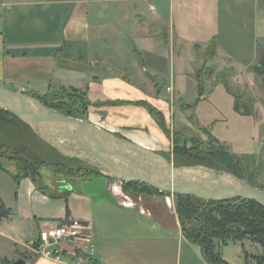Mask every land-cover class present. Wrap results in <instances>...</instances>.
Returning a JSON list of instances; mask_svg holds the SVG:
<instances>
[{
    "label": "crops",
    "instance_id": "obj_1",
    "mask_svg": "<svg viewBox=\"0 0 264 264\" xmlns=\"http://www.w3.org/2000/svg\"><path fill=\"white\" fill-rule=\"evenodd\" d=\"M223 1L0 0V85L39 96L77 90L89 102L83 120L151 149L165 134L149 107L161 112L173 131L174 98H182L177 80L187 82L188 57L197 47L207 48L215 40L218 59L222 54L238 68L258 62L259 47H264L254 37L257 25L238 28L221 16L222 8L229 14H254L261 8L264 19V0ZM175 40L186 52L185 66L177 73ZM201 99L197 106L205 103L204 96ZM101 178L99 190L84 187L89 183L58 181L52 194L50 186L44 192L31 177L10 191L0 188V198L12 212L0 220V259L74 264L70 257L58 262L34 249L43 231L76 220L88 227L93 244L86 247L95 259L99 249L100 264H123L120 259L115 263L114 253L122 256L129 242L137 244L134 264H210L201 247L185 238L178 216L168 207L164 210L171 222L163 224L167 215L124 200L118 181L111 191L109 178ZM99 239L107 243L101 250ZM248 241L214 245L227 264H255L251 258L247 261L245 252L259 253L261 248L252 242L247 248ZM68 244L61 243V251L70 253ZM231 244L237 247V258L227 252Z\"/></svg>",
    "mask_w": 264,
    "mask_h": 264
},
{
    "label": "trees",
    "instance_id": "obj_2",
    "mask_svg": "<svg viewBox=\"0 0 264 264\" xmlns=\"http://www.w3.org/2000/svg\"><path fill=\"white\" fill-rule=\"evenodd\" d=\"M207 49L210 51L209 57L213 59L216 55V41L214 40ZM250 69L261 78L264 86V48L261 46L259 47V60L252 64ZM197 81L200 94L197 102H200L201 96L204 94V86L200 82V78ZM218 84L224 86L226 91L235 98L234 111L236 113L243 116L253 115L251 108L246 103H242L241 97L232 90L227 79ZM31 96L39 99L47 107L77 119H84L89 107L86 97L77 90H63L47 96L36 94H31ZM66 97L74 102H80L84 107V113L80 114L74 106L63 103ZM149 111L165 136L173 142V164L175 167L203 166L212 170L227 171L245 179L246 170L243 159L239 155L229 152L226 146L220 145L219 140L212 135L210 128H200L208 137L206 145L205 141L195 139L196 146L188 149L186 146L188 138L185 133L180 130L171 131L161 112L151 107H149ZM3 149L12 153L11 160L16 163L17 169L14 173L2 170L10 174L17 183L24 178L31 177L42 188L49 187L37 180L40 177V168L46 166L50 167L52 173L56 175L70 177L77 179V181L90 182L103 177L95 167L85 165L81 160L63 156L56 148L41 139L29 125L6 110L0 112V150ZM159 154L169 159L168 156ZM119 183L127 193H138L144 188L155 190L148 185L137 182ZM249 183L252 184V182ZM45 188L43 191L47 192ZM175 196L177 197L176 211L185 238L201 247L210 264H227L222 254L216 251L215 241L228 244L229 242H244L245 240H249L261 248L259 253L248 254L245 252L247 261L251 258L255 264H264L263 206L255 201H241L240 199L227 202H208L195 197ZM11 214L12 212L6 208L0 198V220L8 218ZM38 246L37 244L36 247ZM87 258L88 264H100L94 257ZM0 264L11 263L0 259Z\"/></svg>",
    "mask_w": 264,
    "mask_h": 264
},
{
    "label": "rangeland",
    "instance_id": "obj_3",
    "mask_svg": "<svg viewBox=\"0 0 264 264\" xmlns=\"http://www.w3.org/2000/svg\"><path fill=\"white\" fill-rule=\"evenodd\" d=\"M229 1H232L230 2L231 4L234 3V0ZM223 3L225 4L226 0H224ZM222 10L221 17H223V21L225 20L227 23L237 26L238 28H251V26L254 27V25H257V29L254 31V37H257V40H259L260 44L264 47V19L261 17V8L254 14H251V12L242 13L237 10L235 13L229 14V11L226 12L224 8H222ZM247 30V34L252 36L249 33L251 29ZM243 35L237 34L236 36L237 38H241ZM174 50L176 60L174 68L177 73L185 66L184 61L186 59V52L179 47L176 40ZM194 52L195 54L191 55V57L189 56L187 61V67L190 69V74H187V82H182L183 78L179 79L180 77L177 80V88L182 92L183 99L179 97L174 98L177 109L174 111V121L170 126L173 130H180L185 133L188 138V142L186 143L188 149H192L196 146L194 143L195 139L205 141L206 145V143H208V137L200 128H210L212 135L219 140L220 145L226 146L229 152L237 154L243 159L246 170L245 180L247 182H252L253 186L264 190V86L261 78L258 77L250 67L238 68V66L232 65L222 57V54H220V59L217 58V55L211 59L209 57L210 51L207 48L198 47ZM178 54L181 55L178 57ZM190 61L195 62H191L190 64ZM202 62L203 64H201ZM198 78H200V82L204 86L203 96L205 101V103L199 106H197L198 102L195 99L199 98L200 94L195 84H192L191 81L195 80L198 85ZM224 79L229 81L232 90L241 97L242 103H246L251 108L253 111L252 116H243L234 111L235 98L226 91L224 86L218 84ZM63 103L74 106L80 114L84 113V107L80 102H74L66 97ZM116 135L121 134L116 133ZM173 146L172 140L164 135L161 136V141L158 140L157 143L151 146V149L157 153L168 156L170 161L173 162ZM11 156L13 155L10 151L4 149L0 150V171L7 170L12 173L16 171L17 166L16 163L11 160ZM39 176L37 180L43 185L50 186L49 188L51 190L48 189V191L52 194H54L52 187H57L58 181H77V179L56 175L52 173L51 168L47 166L40 168ZM24 179L17 183L10 174L3 171L0 173V188L5 192L10 191L15 185H20ZM108 181L112 191L113 180L109 179ZM87 183H89V185H86ZM103 183L104 180H102V178H97L90 182L78 181L79 185L85 184L86 186L84 187L90 190L101 189ZM161 193L157 190L148 188H144L138 193H127L123 190V197L125 198L124 200L130 199L134 203L145 204V207L152 211H157L161 216L167 215L168 218H162L163 224L166 222L170 223L171 218H169V212L165 211L164 207H168V211H172L175 217L178 216L176 211L177 197L171 193ZM67 243H69L67 248L70 253L61 251L59 248L61 243L58 245V248H56V251L60 249L58 252L61 256L65 254V257H70V260L74 261V264H88L89 261L87 257H90L88 248L91 247L87 248L86 246H90L91 243L86 244L81 241ZM249 243L251 242L248 241L246 243L247 248H250ZM106 246L107 243L103 242L102 239L97 241V248H100V250ZM135 246H137V244L129 242L126 243L123 250L121 249L122 256L119 257L116 254L117 252L114 253L115 263L120 259L123 264H134L138 260ZM236 249L237 247L231 244L227 252L230 256L237 258L238 254ZM175 250L176 248L174 251ZM98 251L96 252V258L100 260L102 257Z\"/></svg>",
    "mask_w": 264,
    "mask_h": 264
},
{
    "label": "water",
    "instance_id": "obj_4",
    "mask_svg": "<svg viewBox=\"0 0 264 264\" xmlns=\"http://www.w3.org/2000/svg\"><path fill=\"white\" fill-rule=\"evenodd\" d=\"M10 111L63 156L95 167L113 181L137 182L173 195L203 201H255L264 190L227 171L175 167L165 156L83 119L61 114L29 94L0 85V112ZM14 264H26L19 259Z\"/></svg>",
    "mask_w": 264,
    "mask_h": 264
},
{
    "label": "built area",
    "instance_id": "obj_5",
    "mask_svg": "<svg viewBox=\"0 0 264 264\" xmlns=\"http://www.w3.org/2000/svg\"><path fill=\"white\" fill-rule=\"evenodd\" d=\"M88 227L76 220L64 221L51 230L43 231L39 237V246L34 252L43 257L52 258L58 262H62L61 254L56 251L60 243L73 241H82L90 244L91 237L86 234ZM80 264V263H77Z\"/></svg>",
    "mask_w": 264,
    "mask_h": 264
}]
</instances>
